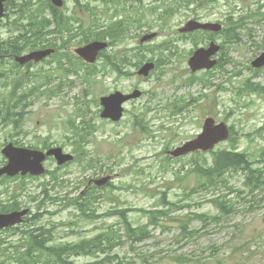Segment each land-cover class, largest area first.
Instances as JSON below:
<instances>
[{
	"label": "rangeland",
	"instance_id": "1",
	"mask_svg": "<svg viewBox=\"0 0 264 264\" xmlns=\"http://www.w3.org/2000/svg\"><path fill=\"white\" fill-rule=\"evenodd\" d=\"M34 8L52 19L48 6ZM60 11L69 26L73 21L75 27L79 21L83 25L62 41L56 34L48 36L59 45L79 32L96 36L116 21L125 31L91 65L74 53L81 34L40 63L20 65L5 52L0 62V166L6 160L1 151L10 142L40 149L60 146L76 159L58 166L48 158L41 176L0 179V210L15 203L31 209L23 224L0 231V264H22L14 249L25 254L33 236L47 246H61L100 234L110 239L109 256L71 255L75 264H264V190L252 186L250 191L244 175L233 172L225 175L226 184L195 192L199 168L211 163L212 153L168 157L169 150L201 132L207 117L235 131L218 149L236 147L253 159L261 152L264 67L254 69L251 62L264 51V0H65ZM17 15L16 8H9L0 21V42L20 32V23L14 24ZM192 19L223 28L180 33ZM54 29L53 24L48 31ZM151 32L158 37L141 44ZM212 38L222 44L217 66L192 73L189 57ZM147 61L157 67L143 78L137 70ZM249 83L260 88H249ZM135 89L143 95L125 104L122 120L100 117L101 96ZM175 104L186 105L185 110L174 115ZM7 109L10 120L5 121ZM77 146L82 156L75 153ZM109 174L113 179L107 188L90 187L89 180ZM81 191L93 197L85 199ZM87 200L83 212L79 203ZM157 208L167 214L157 219ZM122 215L133 226L147 225L151 237L132 248ZM34 256H40L36 264L53 262L45 251L36 250Z\"/></svg>",
	"mask_w": 264,
	"mask_h": 264
},
{
	"label": "trees",
	"instance_id": "2",
	"mask_svg": "<svg viewBox=\"0 0 264 264\" xmlns=\"http://www.w3.org/2000/svg\"><path fill=\"white\" fill-rule=\"evenodd\" d=\"M14 0H11L13 2ZM187 2H191L192 0H186ZM34 2H37L34 4ZM41 4L46 5L50 8L51 13L54 17L52 20L50 18H46L39 11H36L34 6L39 7ZM16 8V12L19 14V18L14 21V24H19L22 28H18L16 30L20 31L18 34H15L9 40L8 43L0 44L1 54L9 53V54H20L27 49H36V48H44L47 45H54L53 42L48 43V36L54 33H57L59 36H63L65 31H71L74 28L70 27L67 23V27H64V20L62 15L58 13V10L53 7L50 3L44 2L43 0H21L20 3H16L14 6ZM12 7V8H13ZM22 21H26L25 24L21 23ZM55 25L56 28L53 31H48L52 25ZM123 23L121 21H116L112 23L108 30L104 32L96 33L97 38L104 39L105 35H109L112 38H118L120 35L124 33L123 27L121 26ZM78 35V33H76ZM95 35L93 34V37ZM90 36H85L81 41L88 42ZM56 40V39H55ZM7 45V46H5ZM5 47L9 48L5 50ZM109 64L114 65V61H108ZM115 69H117L115 67ZM120 72H123L122 70ZM19 80V79H18ZM19 85L16 86L14 94H17L16 89ZM249 88L259 89V86L254 85L253 83L248 84ZM22 95V94H20ZM14 97V95H13ZM185 105H181L174 112L182 111ZM10 112L11 109H7V113L5 115V121L10 120ZM20 117V115H18ZM19 125V122L16 121V126ZM233 134L231 139L234 138L235 131L233 127L231 128ZM82 146H77L75 148V152L82 156L84 151H82ZM213 155V159L211 163L202 165L199 169L201 171L198 172V181L195 185V189L199 192L200 190H209L212 187H217L219 184L227 183V178L225 175H231L233 172L241 173L244 175V185L246 187H250V191L252 186L254 189L264 190V147L261 149V152L255 157L251 158L250 154L245 151H238L237 148H224L218 149L216 151L211 152ZM90 162V161H88ZM257 162L258 164H262L261 167H254V164ZM89 166L92 164L89 163ZM263 185V186H262ZM92 192L89 191L85 199L89 200L93 197ZM219 200V199H218ZM88 204V200L85 202H80V209L85 212L86 206ZM225 206V205H223ZM220 206V207H223ZM6 210V209H5ZM155 211L157 215V219L167 213L163 209H156ZM149 216H152V211L147 212ZM125 235L131 238V246H134L137 243L151 237L152 231L148 229L147 225L133 226L128 223V218H125ZM152 224V223H150ZM44 233H42L43 235ZM110 244V239L107 234L96 235L92 238H84L76 243L65 244L61 246H47L44 240H40L38 237L33 236L32 240L28 242L27 250L21 254L20 247H15L14 254L18 258V261L22 264H36L37 261H34L36 258L40 256H34V252L36 250L48 252V256L53 258L52 264H75L70 256H101L105 255V258L109 256L110 250L108 246ZM8 250V248H6ZM70 258V261H69ZM49 264V261H47Z\"/></svg>",
	"mask_w": 264,
	"mask_h": 264
},
{
	"label": "water",
	"instance_id": "3",
	"mask_svg": "<svg viewBox=\"0 0 264 264\" xmlns=\"http://www.w3.org/2000/svg\"><path fill=\"white\" fill-rule=\"evenodd\" d=\"M5 0H0V17L4 13L3 2ZM56 6H62L63 0H52ZM198 29H204L208 31H220L222 26L216 23H203L196 20L189 21L184 27L180 29L181 32H192ZM157 33L147 34L142 38V42L148 41L156 37ZM108 43L105 41H93L87 45L81 46L76 49V53L83 57L87 62L94 63L100 51L106 49ZM220 46L216 45L214 42L208 48H199L189 60V65L192 71H197L200 69H210L216 64V60H211V56L216 54ZM54 49L36 50L28 54L18 55L15 57L16 61L25 64L34 60L38 62L51 55ZM254 67L264 66V52L261 53L253 62ZM155 64L152 62L144 64L139 70L138 74L143 76H148L150 71L154 69ZM141 95L139 90H135L131 94H124L120 91H116L108 96H103L101 98V103L104 106L101 116L103 118H110L114 121L120 120L124 110V102L132 99L138 98ZM230 130L226 123H216L213 118H207L203 125V131L197 136V138L190 140L180 147H177L171 154L175 157L182 156L189 152L196 150L207 151L213 149L218 143L225 141L229 138ZM3 154L9 158V162L4 167L0 168V176L3 174H9L14 176L15 174L22 171L23 174L31 172L32 174H41L45 170L42 166V161L47 155H54L59 164H63L67 161L73 159V155L64 153L61 148H52L47 154L42 151L29 150L26 148H18L13 145V143L8 144L3 149ZM110 180V177H105L99 180H95L98 185H104ZM28 212V209L23 211H15L9 214H0V229L14 225L22 221V217Z\"/></svg>",
	"mask_w": 264,
	"mask_h": 264
},
{
	"label": "flooded vegetation",
	"instance_id": "4",
	"mask_svg": "<svg viewBox=\"0 0 264 264\" xmlns=\"http://www.w3.org/2000/svg\"><path fill=\"white\" fill-rule=\"evenodd\" d=\"M6 5H7V3H6ZM57 10H59V9H57ZM12 210L15 211V210H19V209H17V208L14 207Z\"/></svg>",
	"mask_w": 264,
	"mask_h": 264
}]
</instances>
